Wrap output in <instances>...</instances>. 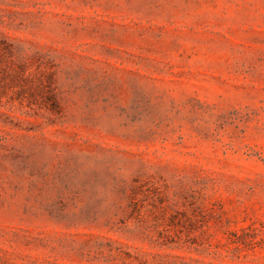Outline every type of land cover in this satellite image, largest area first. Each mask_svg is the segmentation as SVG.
<instances>
[{"label": "rangeland", "instance_id": "rangeland-1", "mask_svg": "<svg viewBox=\"0 0 264 264\" xmlns=\"http://www.w3.org/2000/svg\"><path fill=\"white\" fill-rule=\"evenodd\" d=\"M0 264H264V0H0Z\"/></svg>", "mask_w": 264, "mask_h": 264}]
</instances>
